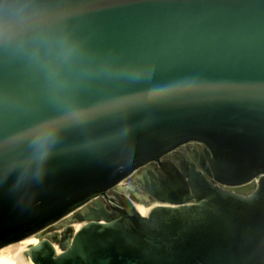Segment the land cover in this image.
<instances>
[{
	"label": "water",
	"instance_id": "95a60500",
	"mask_svg": "<svg viewBox=\"0 0 264 264\" xmlns=\"http://www.w3.org/2000/svg\"><path fill=\"white\" fill-rule=\"evenodd\" d=\"M33 236V264H264V0H0V250Z\"/></svg>",
	"mask_w": 264,
	"mask_h": 264
},
{
	"label": "flooded vegetation",
	"instance_id": "af4514ba",
	"mask_svg": "<svg viewBox=\"0 0 264 264\" xmlns=\"http://www.w3.org/2000/svg\"><path fill=\"white\" fill-rule=\"evenodd\" d=\"M205 149L206 147L198 142H190L187 143L175 150H173L171 153L165 155L162 159H161V164H167L169 161H172L175 164L181 165L184 164V159H188L189 157L194 160L196 162V164L199 167V163L196 160V155H202L205 156ZM160 163L159 162H154L152 164L147 165L146 167L138 170L133 176H131L130 178H128L126 180V183L122 184L123 187H129L132 183H137L136 182V178L138 176L143 177L145 175V173L149 172H154L156 170H159L160 168ZM121 190H119V188H115L112 190V193H120ZM128 197H131L132 201H134V203L136 204L137 202H144L146 204H153V205H157L160 204L161 202H159L157 199L154 200H143L141 199V195H130V194H126ZM55 227V226H54ZM54 227H51L50 229L44 231L43 233H46L47 231H51L54 229ZM54 232V231H53ZM51 233V232H50Z\"/></svg>",
	"mask_w": 264,
	"mask_h": 264
},
{
	"label": "bare ground",
	"instance_id": "6f19581e",
	"mask_svg": "<svg viewBox=\"0 0 264 264\" xmlns=\"http://www.w3.org/2000/svg\"><path fill=\"white\" fill-rule=\"evenodd\" d=\"M37 238H26L0 250V264H33L30 250L38 244Z\"/></svg>",
	"mask_w": 264,
	"mask_h": 264
},
{
	"label": "rangeland",
	"instance_id": "374dc122",
	"mask_svg": "<svg viewBox=\"0 0 264 264\" xmlns=\"http://www.w3.org/2000/svg\"><path fill=\"white\" fill-rule=\"evenodd\" d=\"M32 238V237H31ZM33 238H37L38 239V241H40V238H39V236H33ZM12 245H14V244H12ZM7 247H9V246H7ZM6 248V247H5Z\"/></svg>",
	"mask_w": 264,
	"mask_h": 264
}]
</instances>
